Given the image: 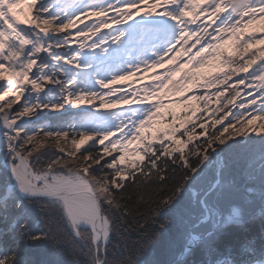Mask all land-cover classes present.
Segmentation results:
<instances>
[{
	"label": "snow or ice",
	"instance_id": "obj_1",
	"mask_svg": "<svg viewBox=\"0 0 264 264\" xmlns=\"http://www.w3.org/2000/svg\"><path fill=\"white\" fill-rule=\"evenodd\" d=\"M25 4L31 19H21ZM258 20L264 0H0V264H37L35 250L68 264H264V227L259 249L236 231L264 223V48L249 51L264 35L245 33ZM193 48L192 68L218 59L229 69L185 97L204 101L202 112L216 97L212 127L233 117L204 142L191 143L205 123L187 116L142 135L162 106L148 96L171 83L172 68L144 99L108 101L142 107L65 119L68 107L99 98L101 108L110 85Z\"/></svg>",
	"mask_w": 264,
	"mask_h": 264
},
{
	"label": "rangeland",
	"instance_id": "obj_2",
	"mask_svg": "<svg viewBox=\"0 0 264 264\" xmlns=\"http://www.w3.org/2000/svg\"><path fill=\"white\" fill-rule=\"evenodd\" d=\"M96 19V17H91L88 20H85L84 23H90L91 20ZM203 19V17L201 18ZM200 21H197V23H199ZM207 23H211V21H206ZM79 23V22H78ZM77 23V24H78ZM218 23V21H217ZM78 27H83V24L75 27L73 29V31H76V28ZM215 28V24L212 25L211 28L208 29L209 32H211L213 29ZM111 29H105L103 31H110ZM102 34V33H101ZM57 35H62V34H57ZM261 35H264V33H261ZM95 37H92V39H94ZM203 39H201V43H203ZM79 40H85L86 43H90L91 40L88 39L86 40L84 37L80 38ZM189 43H191V41H189ZM231 44V42L229 41L228 44H226V47H229ZM258 45V44H257ZM196 48H199V45H196ZM196 48L191 49L190 52H183L181 51V54L179 56H176L177 59H179L180 61V65H183L182 67L179 65L177 67H174L172 69H175V75L170 76V80L171 83H168L167 80L164 81L166 87H163L161 90H159L158 92H156L154 95L153 94H149L148 99L146 101V103H156L157 101L160 102V104L162 105L160 108V113L157 115V117L150 122L149 126L143 131L142 135L145 138V141H147L148 138L150 137H155V135H158L160 133H162L163 131H166L169 128V125L164 126L160 124V122L158 121L159 117H165L167 114V107L164 106V104L172 102L175 103V101H180L182 100V98L188 97L186 96V94L184 92H192L194 90V88H191L189 85L183 86L184 84H186L187 82H190V80L192 79L193 75H197L199 73L198 70L202 71L205 68H192V66L190 64L187 63L188 61V57L190 55H192L195 51ZM261 48H264V44H261ZM175 57V59H176ZM213 66L217 67V63L216 60H213L212 63ZM259 64V61L257 62V65ZM257 65H253L252 69H249V71L254 70ZM210 66V64L208 65V67ZM170 69V68H169ZM229 69L226 70H221L220 68L215 70V74H218L221 71H228ZM168 75L167 71L164 72L163 76H161V78H157L153 75H144V74H132L130 76H127L125 79L123 80H118L115 84L110 85V88L115 90V94L113 97H108L105 96L104 100L105 103H108L109 99H114L115 96H124L127 95L129 97L130 100H135L137 97H139V99H144L143 93L146 92L148 90V86H152L153 88L157 86V84L159 83L160 80H162L164 78L165 75ZM240 75H247V73H240ZM183 77V79L181 78ZM238 77L234 75L233 80L237 79ZM158 80V81H157ZM228 83H232V81H228ZM241 89V95H243L244 92V86L241 85L239 86ZM179 89V90H177ZM102 91H107V90H102ZM207 91L212 92L215 91V89H208ZM225 96H227V93H225ZM184 97V99H185ZM225 99L224 96L220 97V101H222V99ZM99 99V98H98ZM223 99V100H224ZM240 100V97H237V101ZM184 103V102H182ZM180 103H177L173 106H176ZM205 102L204 101H199L198 104V111H195L193 116L189 117L190 121L191 120H199L201 119L204 123H205V128L207 129H212L211 127H209V125L212 123V117L213 115H218L217 109L219 108V102L217 101L216 97H212V99L207 101V104L205 106V111L202 112L201 111V105H204ZM210 104H212V107L208 108L210 106ZM216 105V106H213ZM109 106V105H108ZM143 105L138 104V103H124V104H120V105H115V106H109L110 110H106L104 112H109V111H120L122 109L125 108H129V107H142ZM162 107L164 108V111H162ZM229 108H231L232 112H236L238 111V109L233 108L231 105H229ZM227 111V110H226ZM193 113V112H192ZM232 118V115L230 114L229 116H227L222 124H218L217 129H222L223 126H225L226 122ZM176 127H181V125L179 126V124H174ZM188 127H190V123L189 125H187ZM204 128V129H205ZM183 130V128H181V131ZM231 130V129H229ZM213 131V129L211 130ZM210 131V132H211ZM249 135H253L252 133H248ZM117 135H120V133H117ZM180 133H177V136H179ZM210 136V135H209ZM115 137H113L114 139ZM140 147V144L138 142L133 143L132 145L129 146V153L131 152L132 149H136ZM125 157L129 160V161H137V163H139V158L137 156L131 155V154H126Z\"/></svg>",
	"mask_w": 264,
	"mask_h": 264
},
{
	"label": "trees",
	"instance_id": "obj_3",
	"mask_svg": "<svg viewBox=\"0 0 264 264\" xmlns=\"http://www.w3.org/2000/svg\"><path fill=\"white\" fill-rule=\"evenodd\" d=\"M79 25H80V23L77 24V26H79ZM262 28H264V21L258 20L255 24L250 25L247 29H245V33L246 34L252 33V34H255L257 37H259V34L261 33ZM73 29L74 28L70 29V31H73ZM80 38H82V37H78L76 39L79 40ZM234 39L235 38H233V41H234ZM233 41H230L231 44L229 47L224 46V48L221 49V51L225 52V54H227L228 52H232L233 51ZM72 46L76 47L77 45L75 43H73ZM260 48H261V44H258V45L256 44L254 46V48L250 49L249 51L252 52V51H255L256 49H260ZM233 58H238V57H236L234 54ZM216 63H217V65L218 64L220 65V61L218 59L216 60ZM219 65L217 67H215V66H213V64H210V66L207 69H205L203 72H201V76L198 79H196V82H195V84H197V89L195 90V92L205 91V89L202 87L204 82H205V78L210 73L215 74V70L220 68ZM224 70H226V69H224ZM233 78H234V76H233ZM223 99H222V101H223ZM98 104H99V100H95V101H92L91 104L84 102V103H82L78 106H75V107L66 106V107H68V113L66 114L65 119H70L72 114L78 112L79 109H81V108L88 109L92 112H101V110L106 108L105 105L101 108H97ZM198 104H199V101L188 99L184 103H180L176 106L172 105L171 107H169L167 109L166 116L164 118H161L160 124L163 125V127L169 125L170 123L179 124V126H180L181 121L183 118H185V116L191 117V116H193L192 112L198 111V109H199ZM213 106H216V105H213ZM210 107H212V104H210V106L208 108H210ZM226 110L227 109H225V111ZM45 115L48 118H52V117H55L57 115V113H46ZM173 115L176 117L175 121L172 120ZM218 115H222V113L218 112ZM201 122H202L201 119L196 120L197 125H199ZM56 123H57V121L55 119H52L53 126H55ZM227 123H228V121L226 122L225 126L227 125ZM217 125H215L214 127H212L211 124L209 125V127H211L213 129V131H211L212 129H207V128L201 129L200 127H197L196 132L200 133L201 131H203L204 135H201L199 137V140H193L191 143H193V144L194 143H202L205 140H207L209 138V135H211L212 132L217 131V127H218ZM219 129H220V127H219ZM229 131H232V130H229ZM225 135H227V133H225ZM254 138H256V137H254ZM185 139H186V137H185ZM235 139H241V137H235ZM89 143H91V142H89ZM105 143H107V141H105ZM97 147H100V146L97 145ZM157 147H158V145H157ZM185 151H187V148H185ZM113 154L115 155L116 153H113ZM125 161H129V160L125 157ZM262 227H264V223L257 221L255 223L247 226V228H248L247 233L241 232L238 229L236 231L241 238H243V236H245V235L255 238L256 247L259 249V247L261 246V229H262ZM30 255H31L32 259H34L37 262V264H40L41 261H60L61 264H68V262L71 260V257L68 256L67 254L53 256V255H50L49 253H47L46 251H43V250H35L32 253H30Z\"/></svg>",
	"mask_w": 264,
	"mask_h": 264
},
{
	"label": "bare ground",
	"instance_id": "obj_4",
	"mask_svg": "<svg viewBox=\"0 0 264 264\" xmlns=\"http://www.w3.org/2000/svg\"><path fill=\"white\" fill-rule=\"evenodd\" d=\"M31 0H28V3H30ZM35 8H33L32 10H29L25 5H22V15L21 18L24 19L25 17H27L28 19H31V12L34 11Z\"/></svg>",
	"mask_w": 264,
	"mask_h": 264
}]
</instances>
